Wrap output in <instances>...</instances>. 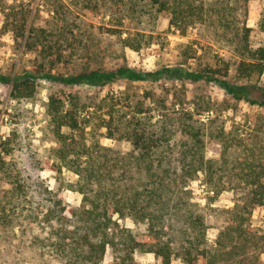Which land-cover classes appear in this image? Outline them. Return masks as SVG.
Returning <instances> with one entry per match:
<instances>
[{"label": "trees", "instance_id": "obj_1", "mask_svg": "<svg viewBox=\"0 0 264 264\" xmlns=\"http://www.w3.org/2000/svg\"><path fill=\"white\" fill-rule=\"evenodd\" d=\"M236 1L70 0L73 4L70 6L64 0H46L49 19L43 25L30 26H27L28 11L17 13L10 9L7 13L10 20L5 26L13 29L17 36L27 32L26 50L36 52L37 64L35 72L15 76L0 73V82L11 85L13 98L29 99L34 96L40 79L90 89L119 79L208 80L219 84L235 99L246 98L251 104L264 105V100L247 97L239 84L230 81L228 62L201 70L186 68L183 62L142 70L127 64L115 68H78L74 61L82 45L80 34H92L88 29L82 32L83 20L75 12L77 8L86 7L103 18L108 16L104 28L117 34L122 46L138 51L157 41V22L164 16L168 28L181 34L196 24H204L216 33L221 32L222 37L237 39L241 58L235 63V76L250 80L264 72V45L250 46L249 27H245L244 32L235 27ZM188 57L184 55V60ZM60 64L72 67L55 71ZM66 96L50 93L46 111L58 142L54 149L56 158L77 175L74 185L82 201L71 209L69 218L59 201L43 212L44 219H54L49 239L57 264H104L107 250L112 254L107 264H140L136 258L138 252L153 253L158 258L157 264H172L175 257L184 264H198L200 259L203 264H264L261 253L256 252L260 244L264 246V235L258 236L244 226L251 208L264 206L261 180L264 166L260 161L247 157L239 163L240 175L248 187L240 200L223 209L228 216L227 223L214 243L208 244L205 212L201 206L194 204L193 207L186 199L187 191L178 189L177 184L180 181L186 184L199 171L204 172L206 181L215 183L225 168L215 169L212 160L205 157L201 129L187 120L192 118V113L184 110L181 115L184 122L179 137L182 148L178 172L164 154V147L169 146L171 138L168 130L160 119L157 123L150 121L153 115L146 114L150 108L144 109L143 102L132 105L131 97L124 103L112 97L107 105L108 118H105L99 114L103 105L82 101L75 95ZM93 107L95 109L90 111ZM95 113L99 126L106 128L105 136L128 141L132 146L130 151H120L101 143L100 137H93L86 128ZM116 134L119 137H115ZM226 142L223 140V144ZM18 188L27 193L22 185L18 184ZM126 218L144 223L145 230L133 232L122 223Z\"/></svg>", "mask_w": 264, "mask_h": 264}, {"label": "rangeland", "instance_id": "obj_2", "mask_svg": "<svg viewBox=\"0 0 264 264\" xmlns=\"http://www.w3.org/2000/svg\"><path fill=\"white\" fill-rule=\"evenodd\" d=\"M45 1L0 0V73L15 76L27 71L35 72L36 52L26 50L27 32L24 36H17L13 29L6 28L5 23L10 20L8 11L13 9L17 13L28 11L27 26L45 24L49 19ZM64 1L71 6L70 0ZM236 2L233 11L235 27L240 32L249 27L250 46L264 45V0ZM93 11L86 7L75 10L83 20L82 32L83 29L92 31L91 36L86 32L80 34L82 45L74 56L78 68H115L127 64L151 70L183 62L186 68L201 70L228 62L230 81L239 84L247 97L264 100V72L250 80H240L235 76V63L241 58L237 39L222 37L221 32L216 33L204 24H196L181 34L168 28L164 16L157 22V41L138 51L122 46L117 34L104 28L108 16L103 18ZM227 35L231 37L230 33ZM184 55L189 57L184 60ZM71 67L60 64L54 70L64 71ZM10 90L11 85L0 82V264H57L49 239L50 224L54 219H44L43 212L59 201L69 218L71 209L82 201V195L74 185L77 175L61 165L54 153L58 142L49 126L46 111L48 95L52 92L65 94L66 97L75 95L94 105L101 104L104 108L99 114L105 118H108L107 105L112 97L116 101L121 100L120 103L131 97L132 105L137 101L143 102L144 109L150 108L146 114L153 115L150 121L157 123L160 119L159 122H164L171 137L169 146L164 147V154L178 172L182 148L179 137L184 122L181 115L184 110L191 112L192 118L187 120L201 129L205 157L212 160L215 169L225 168L220 180L215 183L206 181L204 172L199 171L186 184L181 181L177 184L178 189L187 191V201L201 206L205 212L208 244L214 243L227 223L228 216L222 212L223 209L240 200L248 187L240 175L239 163L244 158L253 157L264 166V105L251 104L246 98L235 99L213 81L119 79L90 89L40 79L34 96L29 99L13 98ZM96 115L86 128L93 137H100L101 143L120 151H130L132 146L128 141L105 136L106 128L99 126L100 120ZM115 137H119L118 134ZM223 140L227 141L226 144ZM261 180L264 182V176ZM18 184L27 190L26 194L16 189ZM122 223L133 232L146 228L144 223L131 218L123 219ZM244 226L258 236L264 235L263 205L251 208ZM263 247L260 244L256 252L261 253L264 260ZM136 258L140 264L158 262L151 252H138ZM111 259V251L107 250L103 263L107 264ZM197 263L203 264V260ZM172 264L184 263L175 257Z\"/></svg>", "mask_w": 264, "mask_h": 264}]
</instances>
